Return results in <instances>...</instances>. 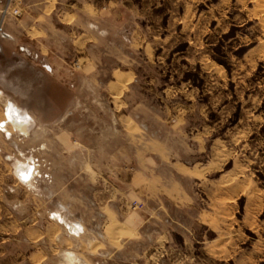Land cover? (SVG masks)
<instances>
[{"label":"rangeland","instance_id":"374dc122","mask_svg":"<svg viewBox=\"0 0 264 264\" xmlns=\"http://www.w3.org/2000/svg\"><path fill=\"white\" fill-rule=\"evenodd\" d=\"M153 1L149 23L161 26L172 38L157 40L153 62L137 54L136 87L156 108L178 103L191 108L184 112L187 132L190 137L202 133L197 140L201 151L191 147L183 159L204 172L193 183L187 181L204 222L189 223L192 214L173 209L171 214L182 225L189 223L190 245H185L183 226L176 224L172 240L157 248L153 226L147 223L140 230L149 237L130 239L123 253L105 264H264V0ZM12 2L23 14L24 1ZM181 22L188 27L180 30ZM42 63L34 53L26 55L25 64L18 56L0 57V90L34 121L26 139L11 126V134L0 131L1 214L43 216L48 208L45 196L55 182L65 189L75 187L79 194L89 183L99 186L100 177L90 168L98 164L104 140H113L115 126L120 125L113 106L120 109L125 97L112 98L79 74L56 76ZM181 87L182 94L165 97V89ZM73 89L80 95L75 104ZM2 102L0 98V119ZM176 121L173 116L169 124ZM131 125L119 135L125 146L126 130H134ZM36 157L41 169L53 173L54 183L39 179L37 189L28 190L18 180L17 167L24 162L33 166ZM152 186L140 176L138 191ZM35 190L44 195H36ZM150 193L137 200L124 198L119 209L125 211L126 205L130 211L145 210ZM152 197L148 199H157ZM81 210L76 209V214ZM7 244L0 264H31L21 261L33 247L17 239ZM136 252L140 255H131ZM154 252L158 256H150Z\"/></svg>","mask_w":264,"mask_h":264},{"label":"crops","instance_id":"0c3cea01","mask_svg":"<svg viewBox=\"0 0 264 264\" xmlns=\"http://www.w3.org/2000/svg\"><path fill=\"white\" fill-rule=\"evenodd\" d=\"M20 1H24L23 5L27 7L21 16L7 14L2 17L6 0H0V57L10 59L18 56L19 61L25 64L26 55L34 53L41 58L43 66H49L47 69L52 74L61 77L79 74L84 82L98 84L110 97L125 99L120 109L113 106L120 123L115 126L117 134L113 140H104L105 147L100 148L98 164L90 168L92 174L100 177L99 186L89 183L79 194L75 187L65 189L56 182L53 184V173L41 169L37 157L33 166L32 162L22 163L28 178L25 179L18 171L17 177L26 189H37L39 179L53 184L45 196L48 208L43 216L37 214L31 218L14 216L11 212L0 213V223L4 222L0 227V254L5 256L7 242L17 239L34 248L24 254L21 262L105 264L122 254L130 239L149 237L140 230L147 223L153 226L151 236L157 248L170 242L173 226L182 225L171 214L173 209L192 214L189 223H203L205 215L196 211L197 200L187 181L193 183L197 175L204 172L202 167L183 159L191 147L195 152L201 151L197 140L202 138V133L190 137L187 132L188 117L184 112L191 108L183 109L180 103L156 108L136 87L138 73L134 65L138 62L137 54H143L148 63L153 62L157 40L167 42L172 38V34L163 33L161 26L149 23L153 17L154 1ZM178 27L182 30L188 26L182 27L181 22ZM75 63L79 66L76 67ZM40 71L41 74L45 72ZM163 92L166 98L171 99L182 94V87ZM77 93L79 90L75 92L73 89L74 104L80 96ZM128 97L136 99L130 101ZM0 98L3 101L0 121H5L4 129L11 126L26 139L34 122L32 117L6 91L0 90ZM8 101L28 117L16 125L6 123ZM120 112L122 114H118ZM173 116L176 124H169ZM129 122L134 130H126L128 143L125 146L119 135L123 133L122 129H128ZM192 140L194 146L190 142ZM39 147L42 149L43 145ZM40 172L43 173L40 175ZM140 176L147 177L153 186L138 191ZM35 191L36 195H44ZM147 192L152 194L144 198L147 202L145 210L130 211L126 205L125 211L119 209L124 198L137 200L146 197ZM148 197L157 199L152 201ZM80 208L81 214H76L75 210ZM189 223L182 225L185 245H190L193 239L187 226ZM139 253L131 255L139 256ZM158 254L154 252L150 256Z\"/></svg>","mask_w":264,"mask_h":264},{"label":"bare ground","instance_id":"6f19581e","mask_svg":"<svg viewBox=\"0 0 264 264\" xmlns=\"http://www.w3.org/2000/svg\"><path fill=\"white\" fill-rule=\"evenodd\" d=\"M184 28L186 27V24H183L182 25ZM7 106H9L8 107V111H7V113L5 114V109H4V114H5V117H6V123L7 122H10V123H12L13 125H16V124H18L19 122H20V120L21 119H25L26 117H28L26 114L27 113H23V112H21L15 105H14V103L12 102V101H8L7 102V105H6V107ZM14 110H15V112H14ZM23 116H24V118H23ZM2 121V120H1ZM0 121V131H2V129H4V125H5V121H2L1 122ZM4 130H6V127H5V129ZM23 130V129H22ZM25 130V129H24ZM9 131V129H7V132ZM10 132V131H9ZM8 135V134H7ZM19 162V161H18ZM21 163V162H20ZM18 166V165H17ZM17 171H18V173H20L25 179H27L28 178V175L29 174H27L26 172H23V167H22V164L20 165L19 164V166L17 167ZM117 232V231H116ZM118 233V232H117ZM128 233V232H127ZM112 235H114L113 233H112ZM116 235V234H115ZM118 235V234H117ZM120 236V235H119ZM120 238V237H119ZM115 239V238H114ZM118 240V239H117ZM117 240H116V242H117ZM71 258V257H70Z\"/></svg>","mask_w":264,"mask_h":264},{"label":"built area","instance_id":"2783aa9c","mask_svg":"<svg viewBox=\"0 0 264 264\" xmlns=\"http://www.w3.org/2000/svg\"><path fill=\"white\" fill-rule=\"evenodd\" d=\"M12 6H14L12 8ZM2 14L5 16L7 14H13L15 16H21L22 14V8L19 5L13 4L12 0H7L5 3L3 9H2ZM75 66L78 67L79 64L75 63Z\"/></svg>","mask_w":264,"mask_h":264},{"label":"flooded vegetation","instance_id":"af4514ba","mask_svg":"<svg viewBox=\"0 0 264 264\" xmlns=\"http://www.w3.org/2000/svg\"><path fill=\"white\" fill-rule=\"evenodd\" d=\"M5 103H6V101H5ZM6 130H7V128H6ZM3 131V130H2ZM3 132H5V131H3Z\"/></svg>","mask_w":264,"mask_h":264}]
</instances>
